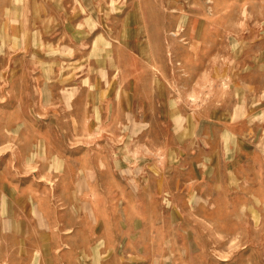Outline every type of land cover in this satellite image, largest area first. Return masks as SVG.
I'll use <instances>...</instances> for the list:
<instances>
[{
  "label": "rangeland",
  "instance_id": "374dc122",
  "mask_svg": "<svg viewBox=\"0 0 264 264\" xmlns=\"http://www.w3.org/2000/svg\"><path fill=\"white\" fill-rule=\"evenodd\" d=\"M45 1L0 0V153L100 171L0 264H264V0Z\"/></svg>",
  "mask_w": 264,
  "mask_h": 264
},
{
  "label": "crops",
  "instance_id": "0c3cea01",
  "mask_svg": "<svg viewBox=\"0 0 264 264\" xmlns=\"http://www.w3.org/2000/svg\"><path fill=\"white\" fill-rule=\"evenodd\" d=\"M60 2L61 8H54L51 6L52 3L47 2V0L44 3L41 2L44 12L50 15L52 23H59L61 20L63 21V18L66 21L68 20L66 14H78L80 11L78 5L76 3L71 4L72 1L70 0H61ZM125 93L123 91L121 94ZM126 103L125 101L123 105V107L125 106L124 110L131 108L126 106ZM51 137L54 139L58 136L51 135ZM56 142L51 140L48 143L50 146ZM52 150L53 146H50V151L52 152ZM6 154L10 153H0V248L4 247L5 238H8L7 233L9 232L13 237L23 238L27 241L36 238L38 232L36 208L37 206H45L42 201H45L51 195L50 186L55 187L53 191L58 193H54V195L58 198L59 205L63 206L68 204V200H71L69 205H83L84 197H82V193L87 190L86 185H91V191L95 190L94 179L91 178L92 180L89 182L87 176L96 175L100 171L97 167H71L67 158H64V165L55 167L51 162L48 167L42 165V171L37 172L38 169L35 168V165L33 167L28 166L30 164L29 157H21L17 154L5 157ZM15 161H17V165ZM51 180L58 182L50 185ZM54 195L52 196L54 197ZM101 201L98 202L97 206L111 205L108 200H103L107 201L103 203ZM128 203L133 204L134 200L130 197ZM91 205L95 207V199L92 200ZM43 230L45 231V229L39 228V232ZM94 233L95 227L92 228V233L89 236L81 233L73 235L70 239L73 240L74 253L80 254L87 252L88 248H93L89 247V244L95 240ZM38 235L41 237L40 233ZM78 240L81 243L77 242ZM107 243H111L109 238ZM133 245L134 243L129 244L127 249L129 250ZM80 248H83L84 251H80Z\"/></svg>",
  "mask_w": 264,
  "mask_h": 264
}]
</instances>
